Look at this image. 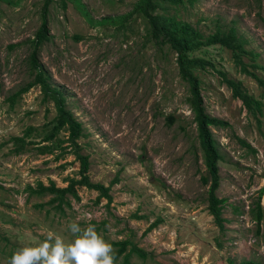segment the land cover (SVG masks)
Here are the masks:
<instances>
[{"label": "rangeland", "instance_id": "rangeland-1", "mask_svg": "<svg viewBox=\"0 0 264 264\" xmlns=\"http://www.w3.org/2000/svg\"><path fill=\"white\" fill-rule=\"evenodd\" d=\"M145 1L50 0L51 40L39 59L83 124L79 144L90 156L91 181L111 186L113 198L110 205L97 203L98 192L79 188L80 200L70 198L71 207L60 211L49 203L52 197H30L25 189L51 181L65 188L69 177L79 178L80 163L70 148L62 150L67 134L55 139L52 155H39L34 146L15 155L11 143L56 116L39 87L14 106L9 99L31 80L28 40L43 23L46 0H0V264L44 242L49 231L70 244L76 238L71 222L94 225L111 246L130 240L149 253L146 260L133 255L130 264H264V218L258 223L251 212L259 200L264 210V84L240 72L231 51L212 50L216 67L262 101L263 114L255 118L215 70L199 72L207 114L229 124L211 127L223 156L221 230L208 211L207 170L177 55L156 46L146 21L132 14ZM167 13L206 35L237 29L258 54L245 63L264 82V0H197ZM169 115L177 119L172 126Z\"/></svg>", "mask_w": 264, "mask_h": 264}, {"label": "trees", "instance_id": "trees-1", "mask_svg": "<svg viewBox=\"0 0 264 264\" xmlns=\"http://www.w3.org/2000/svg\"><path fill=\"white\" fill-rule=\"evenodd\" d=\"M197 0H146L145 3L138 5L132 14H138L147 23V32L149 39L156 46L166 47L173 51L176 57L178 73L180 78L187 83L189 90V98L187 99L194 120L197 125L198 141L203 154L204 164L206 166L207 175L202 178L208 189V211L214 219L215 224L223 230L225 228L226 219L224 215L225 200L220 199L217 195L221 186L220 163L223 156L219 150L218 143L214 138L211 127H226L229 124L223 120L211 117L206 112L204 100L202 97V80L199 72L215 70L223 82L232 90L233 97L241 101L247 111L255 118L263 114V103L251 95L244 88L243 83L235 81L227 76L221 68H217L216 64L211 60V52L213 49H226L231 51L233 61L236 67L243 74L254 78L261 84L263 80L256 73L250 70L245 63V57H252L253 60L258 58V54L247 49V40L239 35L237 29L219 28L215 32L206 35L192 24L179 19L177 16L168 14L169 7H180L187 2L194 4ZM50 0H46L43 7L42 17L43 23L39 30L35 33L32 40H28L31 47V53L27 59L31 80L23 86L20 91L16 92L9 99L14 106L19 97L29 92L31 89L39 87L42 93L43 104L52 102L56 110V116L49 122L45 123L42 128L29 127L23 137H12L11 143L14 146L12 150L15 155H22L34 146L39 155H52L55 152L53 143L61 133H66L69 146L65 147L63 153L66 154L68 149L75 155L76 160L80 163L79 178H68V186L65 188L57 187L54 182H50L46 186L43 182L37 185H29L25 192L30 197H47L52 199L50 204L54 205L57 210L64 211V206L71 207L70 198L80 200L78 195L79 188H86L98 192L97 203L102 199L107 200L108 205L113 202L111 196V186L107 187L101 183H93L89 176L90 156L82 154V148L79 141L84 137V127L82 122L68 108L67 98L63 92L53 85L51 75L40 62L39 53L43 46L50 42V29L48 22ZM162 12H159V11ZM256 67V66H255ZM177 119L173 115L167 117V123L172 126ZM37 137L40 140L36 141ZM43 144V145H42ZM118 180L112 182L117 183ZM261 191V195L263 194ZM260 199V198H259ZM44 204L38 205L43 207ZM254 219L261 223L264 218V210L260 200L255 208L251 210ZM159 221L153 223L145 232L146 235L154 228L158 227ZM113 255L115 256L114 264L123 258V264H130L133 255L146 260L149 253L130 240H120L113 242ZM230 264H235L230 262ZM240 264H257L253 261H243Z\"/></svg>", "mask_w": 264, "mask_h": 264}, {"label": "clouds", "instance_id": "clouds-1", "mask_svg": "<svg viewBox=\"0 0 264 264\" xmlns=\"http://www.w3.org/2000/svg\"><path fill=\"white\" fill-rule=\"evenodd\" d=\"M67 227L76 237L70 244L49 231L44 242L17 251L9 264H114L112 246L97 233L94 225L82 229L78 222H71Z\"/></svg>", "mask_w": 264, "mask_h": 264}]
</instances>
